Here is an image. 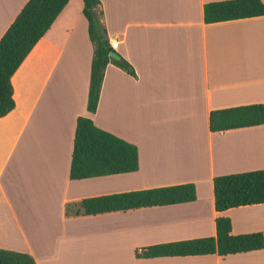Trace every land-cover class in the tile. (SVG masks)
Returning a JSON list of instances; mask_svg holds the SVG:
<instances>
[{
	"label": "crops",
	"instance_id": "1",
	"mask_svg": "<svg viewBox=\"0 0 264 264\" xmlns=\"http://www.w3.org/2000/svg\"><path fill=\"white\" fill-rule=\"evenodd\" d=\"M28 0H0V38ZM219 0H101L110 41L135 68L109 63L87 109L94 47L83 0H70L13 77L0 118V248L36 264H264V248L143 258L157 243L262 231L264 203L218 212L214 178L264 169V124L213 132L212 110L264 103V15L206 23ZM264 1V0H263ZM137 145L139 169L72 179L77 118ZM193 182L191 202L66 216L69 202Z\"/></svg>",
	"mask_w": 264,
	"mask_h": 264
},
{
	"label": "trees",
	"instance_id": "2",
	"mask_svg": "<svg viewBox=\"0 0 264 264\" xmlns=\"http://www.w3.org/2000/svg\"><path fill=\"white\" fill-rule=\"evenodd\" d=\"M70 0H28L12 24L0 38V118L16 107L13 77L35 46L50 29ZM83 14L88 20L89 38L93 44L91 77L87 109L96 112L105 69L113 63L136 76L134 66L112 46L102 22L101 0H83ZM264 15L263 0H219L204 4L206 23L250 18ZM112 51L120 55L111 57ZM264 124V103H255L212 110L210 127L213 132ZM139 169L137 145L98 127L89 116L77 118L70 177L83 179L94 176L133 172ZM215 208H229L264 203V169L218 175L214 178ZM193 182L135 189L89 197L66 205V216H93L125 212L149 207L196 200ZM216 236L153 244L136 250L143 258L187 256L217 253L221 256L261 250L264 233L254 231L233 233L229 216L216 218ZM0 264H36L29 253L0 248Z\"/></svg>",
	"mask_w": 264,
	"mask_h": 264
},
{
	"label": "water",
	"instance_id": "3",
	"mask_svg": "<svg viewBox=\"0 0 264 264\" xmlns=\"http://www.w3.org/2000/svg\"><path fill=\"white\" fill-rule=\"evenodd\" d=\"M110 55H111V57L116 58V59H119L120 58V55L117 52H115V51H112L110 53Z\"/></svg>",
	"mask_w": 264,
	"mask_h": 264
},
{
	"label": "built area",
	"instance_id": "4",
	"mask_svg": "<svg viewBox=\"0 0 264 264\" xmlns=\"http://www.w3.org/2000/svg\"><path fill=\"white\" fill-rule=\"evenodd\" d=\"M111 44H112V46H113L115 49H116V47L118 46V42H117V41H116V42H115V41H112Z\"/></svg>",
	"mask_w": 264,
	"mask_h": 264
},
{
	"label": "rangeland",
	"instance_id": "5",
	"mask_svg": "<svg viewBox=\"0 0 264 264\" xmlns=\"http://www.w3.org/2000/svg\"><path fill=\"white\" fill-rule=\"evenodd\" d=\"M103 12V11H102ZM102 22L104 23V25L106 26L105 24V20H104V13L102 14Z\"/></svg>",
	"mask_w": 264,
	"mask_h": 264
}]
</instances>
